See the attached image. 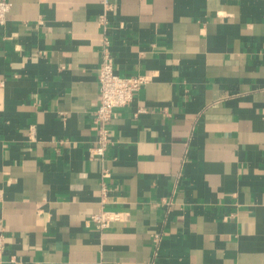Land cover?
<instances>
[{"label": "crops", "instance_id": "0c3cea01", "mask_svg": "<svg viewBox=\"0 0 264 264\" xmlns=\"http://www.w3.org/2000/svg\"><path fill=\"white\" fill-rule=\"evenodd\" d=\"M9 1L4 264H264V0ZM104 37L119 74L149 80L101 158ZM101 210L123 220L99 228Z\"/></svg>", "mask_w": 264, "mask_h": 264}, {"label": "built area", "instance_id": "2783aa9c", "mask_svg": "<svg viewBox=\"0 0 264 264\" xmlns=\"http://www.w3.org/2000/svg\"><path fill=\"white\" fill-rule=\"evenodd\" d=\"M12 3L9 0H0V25H4L8 20ZM101 21L106 22L103 17ZM103 59L98 68V78L100 94L98 105L94 111V125L96 129V139L89 147L90 155L103 158L112 143L111 121L116 116L118 108L130 106L135 94L144 84L148 82L145 74L121 75L116 71L113 56L110 51V39L103 38ZM145 112L144 107L136 110L135 115ZM103 176L107 175V170L103 171ZM171 205V202L168 203ZM123 213L119 211L101 210L90 215V220L99 228L108 227L113 222L123 220ZM155 240H160V235H155ZM0 264H4V241L0 237Z\"/></svg>", "mask_w": 264, "mask_h": 264}]
</instances>
